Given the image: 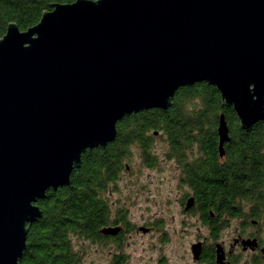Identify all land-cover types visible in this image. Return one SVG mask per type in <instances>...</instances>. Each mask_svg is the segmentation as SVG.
I'll return each instance as SVG.
<instances>
[{
    "label": "water",
    "instance_id": "95a60500",
    "mask_svg": "<svg viewBox=\"0 0 264 264\" xmlns=\"http://www.w3.org/2000/svg\"><path fill=\"white\" fill-rule=\"evenodd\" d=\"M199 83L243 130L264 122V0H77L25 32L11 24L0 40V264H20L38 202L71 184L88 150ZM218 135L223 157L224 115Z\"/></svg>",
    "mask_w": 264,
    "mask_h": 264
},
{
    "label": "trees",
    "instance_id": "16d2710c",
    "mask_svg": "<svg viewBox=\"0 0 264 264\" xmlns=\"http://www.w3.org/2000/svg\"><path fill=\"white\" fill-rule=\"evenodd\" d=\"M76 1L0 0V40L11 24L25 32L39 24L54 5ZM221 115L227 121L232 145L224 147L225 167L216 175H226L228 182L236 184L238 198L246 199L252 191L256 201L262 203L264 197L258 194L264 192V122L243 130L235 110L226 106L219 91L199 83L181 88L168 110L154 109L126 117L118 123L115 142L82 156V166L73 172L71 184L50 190L38 202L42 218L29 231L20 264H83L90 238L103 239L100 230L109 223L105 196L120 181L127 165L140 161L148 168H160L163 160L174 157L183 168L185 153L192 150L201 151V161L219 158ZM172 152L176 154H169ZM217 166L222 165L207 163L202 167L201 163V177L214 175Z\"/></svg>",
    "mask_w": 264,
    "mask_h": 264
},
{
    "label": "flooded vegetation",
    "instance_id": "af4514ba",
    "mask_svg": "<svg viewBox=\"0 0 264 264\" xmlns=\"http://www.w3.org/2000/svg\"><path fill=\"white\" fill-rule=\"evenodd\" d=\"M145 112L149 111L141 114ZM227 145H232L231 139L224 147ZM217 154L219 158L201 161V151H187L183 168L174 157L163 160L160 168H148L140 161L127 165L120 181L105 196L109 223L100 230L103 239L90 238L87 256L104 261L107 255L105 264H128L130 241L138 235L149 240L151 252L189 255L192 262L187 264H264V201L257 202L252 191L246 199L238 198L236 184L228 182L226 175H216L225 167L219 135ZM201 163L202 167L207 163L222 166L214 168V175L201 177ZM142 170L156 173L160 180L141 182L138 173ZM259 195L264 197V192ZM106 229L117 232L105 234ZM164 259L158 264H169Z\"/></svg>",
    "mask_w": 264,
    "mask_h": 264
},
{
    "label": "rangeland",
    "instance_id": "374dc122",
    "mask_svg": "<svg viewBox=\"0 0 264 264\" xmlns=\"http://www.w3.org/2000/svg\"><path fill=\"white\" fill-rule=\"evenodd\" d=\"M140 174L141 182H150V181H158L160 180L158 175L154 172L149 170H142ZM140 209L144 210L145 203H140ZM131 242V249L128 251V264H158L160 262V258H165L164 260L169 264H187L192 262V258L186 254L180 253H165L164 256L160 255L159 253L151 252L150 249L147 247L149 244L148 239H144L142 237L138 238V235L135 237L134 241ZM107 256V255H106ZM106 256L103 259L99 258L98 256H87L84 258L83 264H105ZM167 259V260H166Z\"/></svg>",
    "mask_w": 264,
    "mask_h": 264
}]
</instances>
